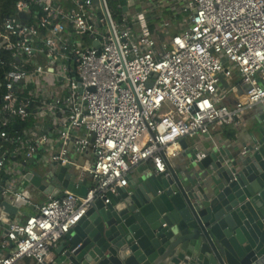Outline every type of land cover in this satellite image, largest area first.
Wrapping results in <instances>:
<instances>
[{"label": "built area", "instance_id": "2783aa9c", "mask_svg": "<svg viewBox=\"0 0 264 264\" xmlns=\"http://www.w3.org/2000/svg\"><path fill=\"white\" fill-rule=\"evenodd\" d=\"M166 11L184 15L170 37ZM0 65V264H44L138 164L163 172L183 138L264 107V0H18ZM236 75L249 87L230 101ZM36 157L88 172L87 193L34 202L22 182Z\"/></svg>", "mask_w": 264, "mask_h": 264}, {"label": "water", "instance_id": "95a60500", "mask_svg": "<svg viewBox=\"0 0 264 264\" xmlns=\"http://www.w3.org/2000/svg\"><path fill=\"white\" fill-rule=\"evenodd\" d=\"M257 108L246 138L191 147L183 138L180 161L130 174L110 203L97 199L65 234L49 264H264V107ZM46 164L47 173L27 174L39 194L87 193L80 168ZM20 204L2 202L11 215Z\"/></svg>", "mask_w": 264, "mask_h": 264}, {"label": "crops", "instance_id": "0c3cea01", "mask_svg": "<svg viewBox=\"0 0 264 264\" xmlns=\"http://www.w3.org/2000/svg\"><path fill=\"white\" fill-rule=\"evenodd\" d=\"M240 80H241L240 77L238 75H236V76H234V78L232 79L231 82H228V84L226 86L228 88L230 86L235 87V88H233L234 90H231V91H234V94L230 93V95H229L230 96V98H229L230 101H233L232 99L237 97L238 85H239V81ZM252 117H253L252 111L246 112L244 114V120L242 119V121L238 125H236V124H228V125H225L224 127H219V126L213 124V125L210 126V130H209V134L208 135L188 136V137H186V140H187L188 144L191 147L193 145H200V144H204V145H207V146L209 144H213V143L214 144H216V143L219 144L221 142H225L227 140H231L232 139V135L233 136L240 135L243 138H246L248 129L250 128L249 125L252 122ZM182 152L183 151L181 150L180 154L176 158H173L171 161L172 162L180 161V159H182ZM82 158L87 160V162L90 161V159H88L85 156L82 157ZM82 158H80V159H82ZM39 162L40 161H39V158H38V159L35 160V163H31V164H36V163H39ZM80 164H82V163H80ZM140 166H145V167H147L148 170H151V171L155 170V166H154L152 161H144V162L138 164L133 169V171L131 172V174L133 176H135L136 173H139ZM22 183L24 184L26 195L30 199H32L34 202L40 203V202H43V201L46 200L47 196H45L43 193L39 194V192L36 190V188L29 181L24 180ZM30 207H31L30 209L35 210L34 206L30 205ZM57 247H58V245H57ZM56 248L53 249V251L51 252V254L48 257L47 263H44V264H49L50 262H52V260L55 257L54 251H55ZM27 264H35V262L32 261V260H29L27 262Z\"/></svg>", "mask_w": 264, "mask_h": 264}, {"label": "rangeland", "instance_id": "374dc122", "mask_svg": "<svg viewBox=\"0 0 264 264\" xmlns=\"http://www.w3.org/2000/svg\"><path fill=\"white\" fill-rule=\"evenodd\" d=\"M180 14L181 15L178 18L175 19V18H172L170 16V13L168 11H166L164 13L163 19L165 21H167L171 25L169 27V33H168L169 36H166V37H170L172 34H174L178 30L180 24H182L184 22V15L182 13H180ZM153 16H158V15L153 14ZM162 42H163V37H160L159 38V44L161 45ZM248 87H249V84H247V85H241V84H239L238 85V94L237 95H241V94L245 93V91L248 89ZM230 93L234 94V91H231ZM169 108H171V106L165 104L163 106V108H162V111L169 110ZM257 112H258V108H256L254 111H252L253 117H252V122L249 125L250 129L252 127H254V120H255V116H256V113ZM243 120H244V114H243ZM237 136L238 135H235V136L232 135V139H234V138L236 139ZM72 155H73V157H76L77 156V153L73 152ZM77 157L79 158V162L80 163H82V164L85 163L86 160L83 159L82 156H80V154H78ZM80 158H82V159H80ZM36 159H38V157H36ZM29 168H30V170H33V171L38 172L40 174L47 173L48 171L51 170L50 169V166H48L46 164V162H44V161H40L39 163H36V164H29ZM148 171H151V170H148L147 167H145V166H140L139 173H145V172L147 173ZM85 173H86V175L89 176V173L88 172H85ZM46 180H50V179L49 178H46ZM52 182L55 183V184H58L57 181H52ZM30 208H31L30 206L24 205V206L21 207V212H24L26 214L35 213L34 212L35 210L30 209Z\"/></svg>", "mask_w": 264, "mask_h": 264}, {"label": "trees", "instance_id": "16d2710c", "mask_svg": "<svg viewBox=\"0 0 264 264\" xmlns=\"http://www.w3.org/2000/svg\"><path fill=\"white\" fill-rule=\"evenodd\" d=\"M18 0H0V23L6 17L13 16L16 14V3ZM4 68L0 65V82L3 78ZM2 236V232H0V238Z\"/></svg>", "mask_w": 264, "mask_h": 264}]
</instances>
